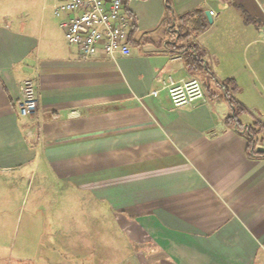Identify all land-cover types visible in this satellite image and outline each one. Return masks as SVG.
I'll list each match as a JSON object with an SVG mask.
<instances>
[{"label":"crops","instance_id":"crops-1","mask_svg":"<svg viewBox=\"0 0 264 264\" xmlns=\"http://www.w3.org/2000/svg\"><path fill=\"white\" fill-rule=\"evenodd\" d=\"M49 8L53 21L46 7L34 19L14 0L0 20V179L14 196L38 176L69 186L94 234L76 231L44 264H264V0H126L131 54L114 60H83ZM189 44L204 71L174 51ZM206 70L233 80L237 122ZM170 77L200 80L204 99L174 106ZM27 78L30 118L19 111Z\"/></svg>","mask_w":264,"mask_h":264},{"label":"rangeland","instance_id":"rangeland-1","mask_svg":"<svg viewBox=\"0 0 264 264\" xmlns=\"http://www.w3.org/2000/svg\"><path fill=\"white\" fill-rule=\"evenodd\" d=\"M12 2L14 0H0V20L7 3ZM17 2L20 7L27 8L34 19L40 18L43 7H46L43 17L48 21L54 20L49 8L50 4L54 5L53 0ZM10 181L0 179V194L3 197L0 199V261L13 260L14 264H24L29 262L20 261L28 260L30 264H44L45 256L56 260L61 251L58 247L74 242L79 237L77 232L86 234L90 230L94 234L93 228H87L90 224L84 216L89 208L82 204L69 186L59 184L56 179L50 185H43L38 176L29 191L27 185H20L14 196L15 188ZM38 194H45L40 204ZM100 219L107 226L106 216H100Z\"/></svg>","mask_w":264,"mask_h":264},{"label":"built area","instance_id":"built-area-1","mask_svg":"<svg viewBox=\"0 0 264 264\" xmlns=\"http://www.w3.org/2000/svg\"><path fill=\"white\" fill-rule=\"evenodd\" d=\"M126 0H53V13L59 19L69 45L80 51L83 60L104 53L109 59L131 54V23L124 13ZM167 89L171 102L181 107L205 97L198 79L175 81L169 78ZM19 111L23 117L36 115L39 102L36 82L27 78L21 85ZM158 92H154L156 95Z\"/></svg>","mask_w":264,"mask_h":264},{"label":"trees","instance_id":"trees-1","mask_svg":"<svg viewBox=\"0 0 264 264\" xmlns=\"http://www.w3.org/2000/svg\"><path fill=\"white\" fill-rule=\"evenodd\" d=\"M174 51L181 52L183 54V59L189 72L198 73L200 71L205 70L204 69L205 52L200 46L196 44H189L185 46L174 45ZM206 73L209 74V70H206ZM208 80H215L223 87V89L225 90L226 97L229 99L234 110V116L230 118V121L232 120L234 122H237L236 118L241 113L246 111V107L236 102L231 96L232 93L237 89L236 86L233 84V80H227L226 82H219L216 76L214 75V73L209 74ZM255 125L256 126L258 125L260 127L257 128ZM255 125L249 127L247 130L248 138H249V147L252 148V150L256 149V146L258 144L257 136L263 130V127L259 123Z\"/></svg>","mask_w":264,"mask_h":264},{"label":"water","instance_id":"water-1","mask_svg":"<svg viewBox=\"0 0 264 264\" xmlns=\"http://www.w3.org/2000/svg\"><path fill=\"white\" fill-rule=\"evenodd\" d=\"M206 16L210 23L213 21L212 13L210 11L206 12ZM259 150H264V148H259Z\"/></svg>","mask_w":264,"mask_h":264}]
</instances>
